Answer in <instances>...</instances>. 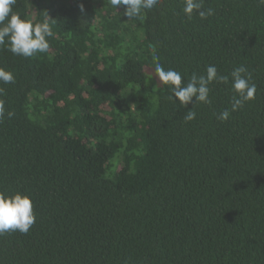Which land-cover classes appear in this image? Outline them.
<instances>
[{
    "label": "trees",
    "instance_id": "trees-1",
    "mask_svg": "<svg viewBox=\"0 0 264 264\" xmlns=\"http://www.w3.org/2000/svg\"><path fill=\"white\" fill-rule=\"evenodd\" d=\"M182 8L127 19L110 0H16L54 35L33 57L0 46L15 77L0 82V192L29 195L36 215L0 236V264H264V5L204 0L207 20ZM157 64L185 84L243 65L255 98L221 122L233 93L213 82L184 122L193 104L170 99Z\"/></svg>",
    "mask_w": 264,
    "mask_h": 264
},
{
    "label": "clouds",
    "instance_id": "clouds-1",
    "mask_svg": "<svg viewBox=\"0 0 264 264\" xmlns=\"http://www.w3.org/2000/svg\"><path fill=\"white\" fill-rule=\"evenodd\" d=\"M114 9L118 6L124 7L123 15L127 19H139L145 12L157 6L159 0H110ZM264 5V0H258ZM16 0H0V46L17 56L33 57L38 53H47L50 49L49 39L54 33L51 21L46 14L42 22L33 23L32 20L22 19L20 14L13 11ZM84 11L83 6L80 8ZM182 11L187 19L197 16L200 20H207L214 15V9L204 8V0H183ZM154 76L158 82L170 86L172 96L170 99L179 101L181 107L193 104V107L183 115L184 122H190L196 117L193 110L197 103L211 104L209 98V85L213 82L230 84L233 96L230 109L219 113L217 119L221 122L227 121L232 112L242 109L250 100L255 98L256 84L252 83V74L241 65L234 67L227 75H221L215 65L206 66L203 74L192 73L185 84L182 75L172 69L165 70L159 64L154 69ZM0 82L4 84L15 83L12 72L0 67ZM3 89H0L2 94ZM195 98V101H193ZM15 113L8 111L7 116L11 119ZM5 116V104L0 99V120ZM36 221L33 211V203L29 195L19 191L11 194L0 192V236L7 232L19 231L27 234Z\"/></svg>",
    "mask_w": 264,
    "mask_h": 264
}]
</instances>
